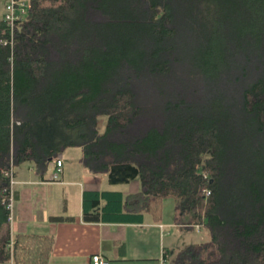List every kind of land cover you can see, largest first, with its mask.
Segmentation results:
<instances>
[{"label": "trees", "instance_id": "1", "mask_svg": "<svg viewBox=\"0 0 264 264\" xmlns=\"http://www.w3.org/2000/svg\"><path fill=\"white\" fill-rule=\"evenodd\" d=\"M10 28L1 17L0 264H48L55 243L26 231L30 188L11 223L7 172L32 162L44 178L71 148L97 175L86 222L161 223L171 198L177 227L208 231L148 263L264 264V167L242 169L264 159V0H29ZM187 29L208 42L200 61L184 55ZM103 174L125 190H102Z\"/></svg>", "mask_w": 264, "mask_h": 264}, {"label": "crops", "instance_id": "2", "mask_svg": "<svg viewBox=\"0 0 264 264\" xmlns=\"http://www.w3.org/2000/svg\"><path fill=\"white\" fill-rule=\"evenodd\" d=\"M68 151L69 149L66 150L61 159L63 173L57 179L54 178L57 167L55 162L49 167L44 178L36 173L32 162H26L29 164L25 167L21 166L24 163L18 165L17 171L15 167L13 168V173H15V178L13 176V179L16 180L14 190L18 191L26 187L30 188L32 192L33 218L28 223L26 231L40 235H53L55 237L48 264H91V256L97 253L105 256L110 264H125L124 262H127V260H132L131 256L133 258L138 256L132 255L136 251L132 247V237L129 239V230L144 226L158 229L161 236L169 234V231L166 230L169 225L163 222L155 223L153 220L150 223H146L144 220L142 224H106L103 221L86 222L83 218L85 184L95 179L97 175H92L82 164L80 160L82 152L78 154L76 162H70L65 156L69 153ZM99 179L102 190H125V188L118 189L117 187L113 189L107 185L106 187L108 188H103V185L108 184L106 174L101 175ZM59 215L73 217V220L62 222H53L51 220V217ZM119 226L125 229L123 239L126 245V256L121 261L114 259L111 239ZM165 231L167 232L165 233ZM137 239L143 238L137 237ZM108 240L111 242L109 248L106 247ZM164 249L169 251L167 247H163Z\"/></svg>", "mask_w": 264, "mask_h": 264}, {"label": "rangeland", "instance_id": "3", "mask_svg": "<svg viewBox=\"0 0 264 264\" xmlns=\"http://www.w3.org/2000/svg\"><path fill=\"white\" fill-rule=\"evenodd\" d=\"M8 0H0V18L3 16L4 11L6 9V4ZM194 36L190 32V29H187L183 36L180 39V43L183 46V52L188 61H200L203 59V55L205 52V49L208 47V42H204V40H201L200 35L198 37ZM219 92H221V95L223 93H227L223 91V87H219ZM228 94V93H227ZM106 122V118L102 117L99 121V128L101 132L104 130V125ZM248 147V146H247ZM65 156L69 159L70 162H76L78 159V154L81 153L80 148H71L68 151ZM248 161L243 163V173L250 175L256 167V165L261 167V170H263L264 167V159H257V161L254 163V165L247 164ZM29 163H24L21 166H28ZM17 167L15 166V170L17 171ZM18 175V174H16ZM13 176L15 178V173H13ZM14 185H11V191H13V209L11 211V223L14 224L16 221V200L14 198V186L16 184V180L13 181ZM110 186L111 188L115 189L116 187L118 189L125 188L126 185H103V188ZM109 187V188H110ZM174 214H175V206L173 199L169 198L164 201L163 206V220L162 222L166 225H169V227L166 229L169 231V234H165L163 236L160 235L158 229L154 228H146V227H140V228H132L129 230V239L132 237V247L134 248V251H136L135 254L132 255H138L135 256L136 258H132V260H127V262H124L125 264H147L149 261L146 259H162V252L163 247L169 248L170 256L168 257L169 260H173L174 257L177 255V253L186 245L196 242H203L210 239L209 233L207 230H205L203 227L201 228H193V229H184L181 227H176L174 224ZM146 223L153 222L150 215L145 216ZM12 224V225H13ZM165 231V233L167 232ZM132 235V236H131ZM137 237H142L143 239L138 240ZM111 246V242L108 240L106 247L109 248ZM127 258V259H131ZM144 259V260H142Z\"/></svg>", "mask_w": 264, "mask_h": 264}, {"label": "built area", "instance_id": "4", "mask_svg": "<svg viewBox=\"0 0 264 264\" xmlns=\"http://www.w3.org/2000/svg\"><path fill=\"white\" fill-rule=\"evenodd\" d=\"M28 6L29 0H8L6 4L4 19L11 26V39L14 38V31L16 26L21 22L25 16L28 15ZM63 172L62 161H57L56 172L54 174V178L57 179ZM11 185H14L13 181H11ZM205 195L208 197L210 195V191L205 190ZM13 207V191H11L8 208L11 209ZM12 216V215H11ZM11 218V217H10ZM12 219V218H11ZM91 264H110L109 260L105 258L101 253L93 254L91 256ZM160 264H165L162 260Z\"/></svg>", "mask_w": 264, "mask_h": 264}, {"label": "bare ground", "instance_id": "5", "mask_svg": "<svg viewBox=\"0 0 264 264\" xmlns=\"http://www.w3.org/2000/svg\"><path fill=\"white\" fill-rule=\"evenodd\" d=\"M7 175H10L12 177V181H14L13 179V169L10 172H7ZM5 200V199H4ZM197 228H200V226H196Z\"/></svg>", "mask_w": 264, "mask_h": 264}]
</instances>
